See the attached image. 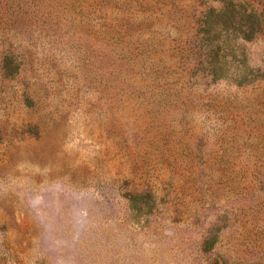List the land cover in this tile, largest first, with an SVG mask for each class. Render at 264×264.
Segmentation results:
<instances>
[{
    "label": "rangeland",
    "instance_id": "1",
    "mask_svg": "<svg viewBox=\"0 0 264 264\" xmlns=\"http://www.w3.org/2000/svg\"><path fill=\"white\" fill-rule=\"evenodd\" d=\"M0 264H264V0H0Z\"/></svg>",
    "mask_w": 264,
    "mask_h": 264
}]
</instances>
